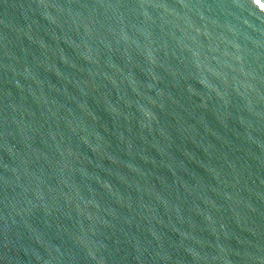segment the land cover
<instances>
[{
    "label": "water",
    "instance_id": "water-1",
    "mask_svg": "<svg viewBox=\"0 0 264 264\" xmlns=\"http://www.w3.org/2000/svg\"><path fill=\"white\" fill-rule=\"evenodd\" d=\"M0 264H264V0H0Z\"/></svg>",
    "mask_w": 264,
    "mask_h": 264
}]
</instances>
